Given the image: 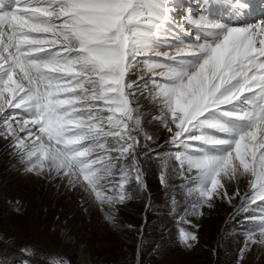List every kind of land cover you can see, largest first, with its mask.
<instances>
[{
    "label": "snow or ice",
    "instance_id": "1",
    "mask_svg": "<svg viewBox=\"0 0 264 264\" xmlns=\"http://www.w3.org/2000/svg\"><path fill=\"white\" fill-rule=\"evenodd\" d=\"M201 2L182 21L177 0L0 3V118L29 170L84 183L101 205L123 203L126 186L144 185L133 102L147 90L182 149L165 159L195 173V209L230 201L224 181L241 177L240 211L264 207V18L249 21L234 0ZM244 220L245 248L264 244V214ZM181 239L191 246L197 236Z\"/></svg>",
    "mask_w": 264,
    "mask_h": 264
},
{
    "label": "rangeland",
    "instance_id": "2",
    "mask_svg": "<svg viewBox=\"0 0 264 264\" xmlns=\"http://www.w3.org/2000/svg\"><path fill=\"white\" fill-rule=\"evenodd\" d=\"M255 1L257 4L263 0ZM177 3L181 21L185 12H198L203 7L201 0H177ZM234 3L243 5L244 0ZM225 15L221 12L217 19ZM180 35L185 40L193 39L184 32ZM160 51L171 49L163 47ZM142 74L149 75L147 71ZM137 75L133 73L131 78L137 80ZM133 103L142 126L139 153L160 164L159 176L172 177L173 182L177 179L182 187L181 192L175 188L177 193L175 197L172 195L167 213L158 212L163 230L149 233V241L155 246L143 259L139 249L137 254H131L137 224L145 235L149 226L145 213L140 216L130 205L122 208L126 199L114 207L101 205L84 183L71 184L68 176L57 175L47 168L39 174L30 171L13 139L3 131L0 118V264H22L24 260L29 264H264V244L250 243L245 248L248 225L244 220L246 215L264 214V207L240 211L241 198L232 196L236 187L241 195L248 191V178L224 181L230 201L214 196L211 207L204 205L197 211L194 207L197 200L191 193L194 188L191 177L195 173L182 171L178 161L165 159L182 149L173 144L178 149L174 151L171 146L172 134L160 120V103L147 90L137 94ZM9 112L12 110L6 109ZM16 113H13L14 127ZM19 134L25 136L23 132ZM143 168L146 171L144 165ZM146 168L152 169L150 162ZM134 184L126 186L127 196ZM105 193L112 195L114 190ZM131 213L128 218L126 214ZM109 215L114 219L109 220ZM182 232L194 233L197 240L191 246L186 245L181 239Z\"/></svg>",
    "mask_w": 264,
    "mask_h": 264
},
{
    "label": "trees",
    "instance_id": "3",
    "mask_svg": "<svg viewBox=\"0 0 264 264\" xmlns=\"http://www.w3.org/2000/svg\"><path fill=\"white\" fill-rule=\"evenodd\" d=\"M138 160L142 166L141 173L144 185L143 187H139L134 184L132 188L133 191L130 195L127 196L126 203L122 208L125 209L126 206L130 205V207L137 209V211L139 212L138 214H140V216L145 213L146 223H148L149 226L147 234L145 235L144 230L140 229V225L137 224V230L135 232V235H133L131 239V254H137V249H139L140 259H143L150 252L152 247L155 246L154 243L152 244L149 241L151 238L149 233L158 232L159 229L163 230V227L161 225L162 222L159 215L167 213L168 210L166 209H170V206L168 205L173 200L172 195H174L175 197L177 193V190L175 188H177L179 192H181L182 187L180 188L177 179L174 180V182L172 181V177H165V179H162V177L159 176L160 170H158V166L160 164H158L154 159L144 158L138 152ZM149 162L152 165V169L146 168ZM143 165L146 171H144ZM161 193L162 197L158 198V195ZM158 212L160 214H158ZM126 215L129 218L132 213ZM145 240H148L147 244L144 243Z\"/></svg>",
    "mask_w": 264,
    "mask_h": 264
},
{
    "label": "bare ground",
    "instance_id": "4",
    "mask_svg": "<svg viewBox=\"0 0 264 264\" xmlns=\"http://www.w3.org/2000/svg\"><path fill=\"white\" fill-rule=\"evenodd\" d=\"M8 1V2H7ZM240 0H238V2H239ZM10 2V0H0V3H5V4H7V3H9ZM242 2V1H241ZM240 2V3H241ZM242 5V4H241ZM243 5H245L248 9H250V8H253L255 5H256V1L255 0H244V4ZM251 11H252V9H251ZM254 14V13H253ZM260 15H264V12L263 13H260ZM248 18V17H247ZM259 18H264V17H260L259 16Z\"/></svg>",
    "mask_w": 264,
    "mask_h": 264
}]
</instances>
